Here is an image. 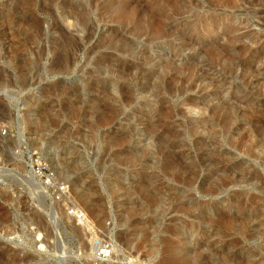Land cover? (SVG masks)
Masks as SVG:
<instances>
[{"label": "rangeland", "instance_id": "374dc122", "mask_svg": "<svg viewBox=\"0 0 264 264\" xmlns=\"http://www.w3.org/2000/svg\"><path fill=\"white\" fill-rule=\"evenodd\" d=\"M0 264H264V0H0Z\"/></svg>", "mask_w": 264, "mask_h": 264}, {"label": "built area", "instance_id": "2783aa9c", "mask_svg": "<svg viewBox=\"0 0 264 264\" xmlns=\"http://www.w3.org/2000/svg\"><path fill=\"white\" fill-rule=\"evenodd\" d=\"M32 172L35 174V176L43 179H46V183L50 184L53 179V174L51 172H47L44 166H41L38 164L37 166H32ZM65 186H61L60 190H63ZM76 213L77 218H81L83 216L82 213ZM114 254V248L113 245L108 241H98L95 244V253H94V260L97 263H104L112 257Z\"/></svg>", "mask_w": 264, "mask_h": 264}, {"label": "bare ground", "instance_id": "6f19581e", "mask_svg": "<svg viewBox=\"0 0 264 264\" xmlns=\"http://www.w3.org/2000/svg\"><path fill=\"white\" fill-rule=\"evenodd\" d=\"M40 183V182H39ZM208 260V259H207Z\"/></svg>", "mask_w": 264, "mask_h": 264}]
</instances>
